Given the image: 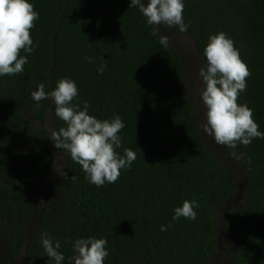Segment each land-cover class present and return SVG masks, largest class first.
<instances>
[{"label": "trees", "instance_id": "16d2710c", "mask_svg": "<svg viewBox=\"0 0 264 264\" xmlns=\"http://www.w3.org/2000/svg\"><path fill=\"white\" fill-rule=\"evenodd\" d=\"M31 2L39 13L30 30L38 47L22 73L0 77V264H47L45 231L60 241L65 264L71 242L88 236L107 239L105 264H208L218 249L216 210L233 202L237 187L198 132L182 90V56L161 45V30L147 25L130 0ZM183 15V36L200 67L210 34L233 39L250 72L238 103H247L264 132V0H185ZM63 77L76 82L89 114H118L125 123L117 151L132 149L137 159L115 183L90 184L63 149L59 173L54 168L47 128L58 131L64 122L50 99L37 107L30 93ZM225 149L244 173L242 200L222 222L233 247L228 264H264V139ZM185 199L198 202L196 220L173 221V208Z\"/></svg>", "mask_w": 264, "mask_h": 264}, {"label": "clouds", "instance_id": "9594fccd", "mask_svg": "<svg viewBox=\"0 0 264 264\" xmlns=\"http://www.w3.org/2000/svg\"><path fill=\"white\" fill-rule=\"evenodd\" d=\"M129 7L138 8L149 26L157 29L161 25L177 26L186 33L189 25L184 21L185 0H130ZM39 19L31 0H0V77L15 76L24 71L37 44H34L30 30ZM157 35V31H153ZM162 46H168V38L160 37ZM21 52L24 55H21ZM204 64L198 69L202 81L199 100L204 107L203 130L211 136L217 145L236 149L247 146L254 139H264V132L253 119V110L247 103H238L240 95L246 90L250 72L240 57L235 42L223 31L210 34L203 48ZM91 63L90 57H84ZM107 67L102 60L97 68L103 74ZM46 87L50 90L46 91ZM31 97L39 107V102L50 99L54 105V114L64 122L59 130L50 133L56 149L65 150L71 159L81 166L85 179L97 187L105 183H115L121 170L131 168L137 159V153L123 147L119 134L125 123L118 114L110 119H99L89 114L90 105L79 100L76 82L63 77L54 82V86L44 83L36 85ZM235 156V152L232 153ZM63 176L67 178V173ZM199 207L196 200L185 199L181 206L173 208L172 220L181 217L195 221ZM171 224L162 225L160 231H167ZM40 244L47 264H65L66 257L59 240L48 232H41ZM72 254L67 264H105L110 255L108 241L95 236L79 237L71 242Z\"/></svg>", "mask_w": 264, "mask_h": 264}, {"label": "rangeland", "instance_id": "374dc122", "mask_svg": "<svg viewBox=\"0 0 264 264\" xmlns=\"http://www.w3.org/2000/svg\"><path fill=\"white\" fill-rule=\"evenodd\" d=\"M162 36L168 38V43L182 56V90L187 96L188 100L192 104L198 116V132L204 138L206 147L217 157L219 163L224 165L229 174V179L236 184L237 192L234 200L221 205L216 210L217 232H218V249L208 264H228L232 255V244L226 239L222 222L225 212L230 208L232 204H236L237 201L242 200L243 195V170L237 164V158L234 155L226 152L225 146L217 145L214 139L207 135L203 130V113L204 107L199 100V90L202 89V81L198 76V69L201 66L200 59L197 57L193 42L187 40L183 33H175L169 26H159ZM52 150L55 155V170L59 173L61 164L63 162L62 156L51 142ZM56 174H53L48 180L47 187H50L55 182ZM46 187V188H47ZM42 197L44 199V192L42 191ZM42 204V202H41Z\"/></svg>", "mask_w": 264, "mask_h": 264}, {"label": "water", "instance_id": "95a60500", "mask_svg": "<svg viewBox=\"0 0 264 264\" xmlns=\"http://www.w3.org/2000/svg\"><path fill=\"white\" fill-rule=\"evenodd\" d=\"M36 125L38 126V124L36 123ZM48 129V131L51 133L52 132V130L50 129V128H47Z\"/></svg>", "mask_w": 264, "mask_h": 264}]
</instances>
